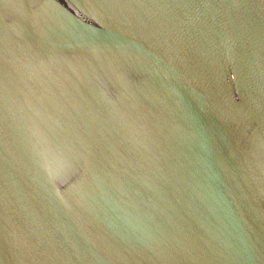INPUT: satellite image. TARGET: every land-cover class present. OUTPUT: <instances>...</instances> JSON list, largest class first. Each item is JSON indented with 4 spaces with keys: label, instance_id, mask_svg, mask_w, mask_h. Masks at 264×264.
Instances as JSON below:
<instances>
[{
    "label": "water",
    "instance_id": "95a60500",
    "mask_svg": "<svg viewBox=\"0 0 264 264\" xmlns=\"http://www.w3.org/2000/svg\"><path fill=\"white\" fill-rule=\"evenodd\" d=\"M0 264H264V0H0Z\"/></svg>",
    "mask_w": 264,
    "mask_h": 264
}]
</instances>
